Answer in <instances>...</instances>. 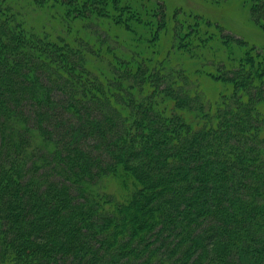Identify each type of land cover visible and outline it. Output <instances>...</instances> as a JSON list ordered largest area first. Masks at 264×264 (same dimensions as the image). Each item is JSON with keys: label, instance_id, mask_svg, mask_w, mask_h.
Segmentation results:
<instances>
[{"label": "trees", "instance_id": "16d2710c", "mask_svg": "<svg viewBox=\"0 0 264 264\" xmlns=\"http://www.w3.org/2000/svg\"><path fill=\"white\" fill-rule=\"evenodd\" d=\"M102 2L108 34L90 47L73 28L56 39L27 30L0 1L1 254L12 264H264V58L245 49L208 66L222 88L204 101L182 69L158 63L143 19L154 7ZM34 4L76 22V1ZM131 27L124 45L140 51L124 58L110 35ZM205 32L190 40L200 53L221 43ZM122 174L134 181L123 200L105 191Z\"/></svg>", "mask_w": 264, "mask_h": 264}, {"label": "rangeland", "instance_id": "374dc122", "mask_svg": "<svg viewBox=\"0 0 264 264\" xmlns=\"http://www.w3.org/2000/svg\"><path fill=\"white\" fill-rule=\"evenodd\" d=\"M0 1L15 10L18 14V19L25 21L27 30L31 26V28L41 31L40 33L46 32L45 34L56 39V37L62 35L66 38V36H69L67 34L69 32L66 29L68 27L70 29L73 28L74 32L76 31V35L79 33L85 38V41L87 40L86 38H89L87 41L90 42L91 45L89 46L91 47L96 43L98 44L100 40L105 43L103 37L107 33L99 24L104 20H102L103 17L101 16L103 14L97 11V9L103 5L102 1L118 0ZM35 1H76V5H78L76 22L72 21L73 23L68 25L69 23L61 19L60 21L55 19L63 11V8H60V6L57 5L52 13L50 7L46 9L48 6L39 9L35 6ZM133 1H141L146 7H154L155 9V15L150 10L151 13L148 11L145 17L143 16V19L148 20V17L152 18L153 33L158 36V41L161 43V50L156 57L158 63L166 70L170 68L175 70L182 69L189 78L193 90L199 92L204 101L216 99L219 88H222L220 84L214 82L206 74L208 66L213 67L210 68L211 71H216V66L220 62H224L228 66L231 64L232 58L238 61L239 56L242 55L245 49H249L248 52L251 51V55L256 59L258 57L264 58V0ZM140 21L142 20L140 19ZM197 27H201L202 30L204 29V32L208 30L217 38L216 42L221 41V43H215L214 41L212 46H205L209 47L204 50L205 53L203 51L200 53V50L195 47L193 42H190L191 37H193L194 42L198 43L195 36H193ZM130 30L131 32H129ZM130 30L122 29L118 31L114 29L112 30L113 36L110 35L111 40L109 45L111 44L112 50L124 58H134L133 52L140 51L139 48L136 50V47L129 48V45H124L125 40H131L133 34L138 33V30L136 31L132 27ZM114 37H120L119 42H116ZM143 42L146 46L150 44L145 40ZM201 42L203 43L204 41L201 40ZM187 43L189 44L186 45ZM78 45L81 47L86 44L79 43ZM109 50H111L110 47ZM230 52H233V54L231 53L232 58L229 54ZM91 63L92 67H100L103 70L108 69L107 61H102L100 57L91 58ZM55 97L60 99L62 95L57 93ZM184 115L190 123L197 121L193 113L185 112ZM90 145L91 143L88 144L89 147ZM132 185L134 186L133 179H128L125 174L117 177L110 176L105 181V191L113 193L123 200L129 191L132 190ZM0 264H12L9 259H6L1 254V251Z\"/></svg>", "mask_w": 264, "mask_h": 264}]
</instances>
